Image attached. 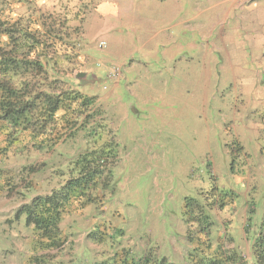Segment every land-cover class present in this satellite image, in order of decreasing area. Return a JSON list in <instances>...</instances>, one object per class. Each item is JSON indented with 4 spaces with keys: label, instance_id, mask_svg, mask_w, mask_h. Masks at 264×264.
Returning a JSON list of instances; mask_svg holds the SVG:
<instances>
[{
    "label": "rangeland",
    "instance_id": "rangeland-1",
    "mask_svg": "<svg viewBox=\"0 0 264 264\" xmlns=\"http://www.w3.org/2000/svg\"><path fill=\"white\" fill-rule=\"evenodd\" d=\"M35 10L67 15L75 59L59 77L94 98L92 124L115 156L94 203H72L63 244L46 252L17 210L64 182L90 142L79 131L0 158V264H92L121 250L191 264L232 249L252 264L264 213V0H37ZM186 198L210 204L209 239L188 240Z\"/></svg>",
    "mask_w": 264,
    "mask_h": 264
},
{
    "label": "trees",
    "instance_id": "trees-1",
    "mask_svg": "<svg viewBox=\"0 0 264 264\" xmlns=\"http://www.w3.org/2000/svg\"><path fill=\"white\" fill-rule=\"evenodd\" d=\"M36 1L0 0V158L7 157L11 150H17L19 156H26L33 149L52 150L79 131L90 142V147L72 162L64 182L17 210V216H24L26 226L33 232L35 250L46 252L63 244L61 225L70 214L72 203L83 199L94 203L93 194L101 176L109 173L113 163L115 145L109 139L102 140L98 124H92L94 114L101 115V111L94 110V98L69 88L59 77V63L75 59L72 51L66 52L67 46L72 44V48L74 44L68 42L67 15L56 10L36 11ZM209 205L185 199V221L195 225V231H189L190 242L194 234L210 238ZM94 235L90 233L88 237ZM104 238L99 235V242ZM251 249L252 264H264V213ZM195 258L191 264H250L236 249ZM27 264L65 263L41 255L33 256ZM92 264L170 263L164 257L150 255L135 259L129 250H121Z\"/></svg>",
    "mask_w": 264,
    "mask_h": 264
}]
</instances>
